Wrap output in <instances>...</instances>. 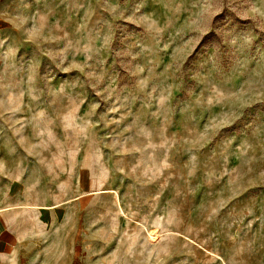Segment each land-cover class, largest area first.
<instances>
[{
	"label": "rangeland",
	"instance_id": "1",
	"mask_svg": "<svg viewBox=\"0 0 264 264\" xmlns=\"http://www.w3.org/2000/svg\"><path fill=\"white\" fill-rule=\"evenodd\" d=\"M0 186L29 264H264V0H0Z\"/></svg>",
	"mask_w": 264,
	"mask_h": 264
},
{
	"label": "crops",
	"instance_id": "2",
	"mask_svg": "<svg viewBox=\"0 0 264 264\" xmlns=\"http://www.w3.org/2000/svg\"><path fill=\"white\" fill-rule=\"evenodd\" d=\"M12 201L11 195L3 198L0 186V264H29L27 262L28 246L31 249L34 234L21 221L17 213V203ZM49 252V250L39 252L43 255L36 264H62L60 258L49 259ZM32 253L33 251L30 250V254ZM29 260L32 264L34 263L32 256Z\"/></svg>",
	"mask_w": 264,
	"mask_h": 264
}]
</instances>
